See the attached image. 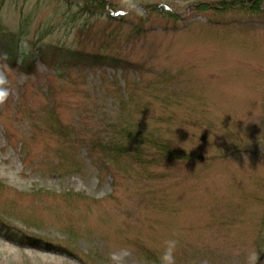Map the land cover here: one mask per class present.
Segmentation results:
<instances>
[{
  "label": "rangeland",
  "instance_id": "1",
  "mask_svg": "<svg viewBox=\"0 0 264 264\" xmlns=\"http://www.w3.org/2000/svg\"><path fill=\"white\" fill-rule=\"evenodd\" d=\"M199 1L107 0L101 10L79 0H0L3 33L47 57L30 72L0 61L10 93L0 105V195L16 201L13 213L0 203V226L54 244L0 233V264H161L173 239L175 264H257V256L264 264V0L254 13ZM118 90L129 108L146 103L154 133L191 159L143 172L90 155L98 124L128 117ZM26 107L37 126L21 119ZM64 151L74 164L54 169Z\"/></svg>",
  "mask_w": 264,
  "mask_h": 264
},
{
  "label": "trees",
  "instance_id": "2",
  "mask_svg": "<svg viewBox=\"0 0 264 264\" xmlns=\"http://www.w3.org/2000/svg\"><path fill=\"white\" fill-rule=\"evenodd\" d=\"M85 3L86 8H93L96 7L97 9L104 10L108 8L110 5L107 0H79V3L81 4ZM159 5V4H158ZM196 7L201 9H212L216 10L217 12H223L228 9H241V11L245 12H259L262 8V0H214V1H199L196 3ZM164 11H166L164 9ZM121 15L124 13L120 12ZM113 15H111L112 17ZM8 40L10 48L7 49V52L15 51V49H19L18 51L23 52L24 55L20 59V63L23 66V69L27 72H30L34 70L35 63L37 57L41 53L42 59L46 60L47 57L45 54H43L42 51H40V48L37 49L34 52H26L25 48L21 49L20 47V41L19 38L14 33L5 34L3 33V30L0 27V46L4 45L2 41ZM52 46V45H49ZM55 48L54 46H52ZM22 50V51H21ZM59 56H65L70 57L72 55V52L63 51L62 48L59 50ZM4 53L0 52V60L4 63H7L8 61L11 63H14L8 55H3ZM89 54V55H88ZM86 56L89 58L90 61L95 62H101L103 65H122V62L115 57H108L105 54L100 53H88ZM8 60V61H7ZM119 61V62H118ZM58 71V70H57ZM163 89V86L161 87ZM118 98L117 103L119 104L120 108L122 110L127 109V115L128 117H123V121L125 124H123L122 119L119 121H110V119H106L104 123L98 124V128L96 132L91 133V139L89 143V153L90 155L94 154H100L105 159L113 163L114 165H117L120 169H124L123 164H127L128 167H132L133 165L139 166L143 172H146L149 167H152L151 164H158L160 162H167L172 159H178V160H190L191 155L187 152L182 151L180 147L176 148L174 147L167 138H161L157 136L154 131L151 129V124L148 123L145 119L146 113L148 114V111L146 112L147 104L142 103L141 107L138 106V109L135 108H129V102L126 101V99L123 96V91L118 90ZM136 97V96H131ZM159 95H157V99ZM30 111V112H29ZM22 118L21 119H27L24 120L29 125H38V118L39 115L36 116L35 113L31 110H29L27 107L24 108L22 111ZM139 117L135 119V115H138ZM143 114V115H141ZM134 115V116H133ZM125 116V114H124ZM130 116V117H129ZM37 119H36V118ZM60 127V136L61 138L69 139V133L72 131L68 125L63 126L62 124L58 123ZM51 127V126H50ZM37 128V127H35ZM34 128V129H35ZM6 132L8 136H17L9 126H6ZM40 135V133H39ZM38 135V136H39ZM37 137V135H36ZM63 145L67 146V141L63 140ZM58 155L57 161L58 163L55 165L54 169H57L59 166H63V163L66 164H74L72 162L74 154L67 152H62V154H54ZM100 158V157H99ZM101 159V158H100ZM71 165H66L67 170L71 169ZM74 166V165H72ZM7 188L4 187V184L2 180L0 179V194L3 193ZM16 194H19V190H15ZM19 191V192H18ZM9 199H3V197L0 195V203H4V206H10L11 208L13 205H16V201L9 200ZM8 203V204H7ZM12 213L13 211L16 212V209H11ZM20 212V211H19ZM18 212V213H19ZM27 212H30L29 210H26L22 214V220L24 222L29 221L30 216L27 215ZM9 214V213H8ZM3 223L5 227L0 226V233L4 235L5 237H9L10 239L19 240V241H27L32 244H36L39 246H44L47 248H52L54 246L53 243H49L45 240L40 239L39 237L31 236L28 234H24V231L21 229L18 232L17 229H14L11 227V225L6 223L3 220ZM58 247V246H57ZM64 249V247H60ZM68 250V249H67Z\"/></svg>",
  "mask_w": 264,
  "mask_h": 264
},
{
  "label": "clouds",
  "instance_id": "3",
  "mask_svg": "<svg viewBox=\"0 0 264 264\" xmlns=\"http://www.w3.org/2000/svg\"><path fill=\"white\" fill-rule=\"evenodd\" d=\"M131 7H137L136 5H131ZM142 14V13H141ZM7 76L5 73L0 72V105L5 104L9 96V90L3 87L7 83ZM167 247L161 257V264H175V251L177 249L178 241L169 240L166 242ZM257 264H259V257L257 256Z\"/></svg>",
  "mask_w": 264,
  "mask_h": 264
}]
</instances>
